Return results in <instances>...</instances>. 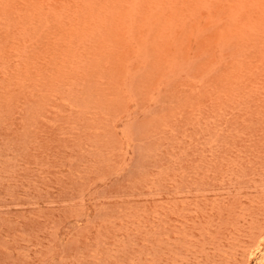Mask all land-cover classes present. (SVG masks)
<instances>
[{
  "label": "rangeland",
  "instance_id": "1",
  "mask_svg": "<svg viewBox=\"0 0 264 264\" xmlns=\"http://www.w3.org/2000/svg\"><path fill=\"white\" fill-rule=\"evenodd\" d=\"M263 231L264 0H0V264H264Z\"/></svg>",
  "mask_w": 264,
  "mask_h": 264
},
{
  "label": "bare ground",
  "instance_id": "2",
  "mask_svg": "<svg viewBox=\"0 0 264 264\" xmlns=\"http://www.w3.org/2000/svg\"><path fill=\"white\" fill-rule=\"evenodd\" d=\"M263 232H264V231H263ZM261 234H262V233H261ZM261 234H260V236H261ZM260 236H259V237H260ZM259 240H260V239H259ZM259 240H258V241H259ZM258 241H257V242H258ZM257 242L255 241V243H257ZM255 246H256V245H255ZM255 246H254V248H255ZM261 251H262V250H261ZM262 254H263V253H262ZM258 255H260V253H259ZM258 255H257V257H258ZM261 257H262V256H261ZM263 257H264V256H263ZM255 258H256V257H255ZM249 262H250V261H249Z\"/></svg>",
  "mask_w": 264,
  "mask_h": 264
}]
</instances>
